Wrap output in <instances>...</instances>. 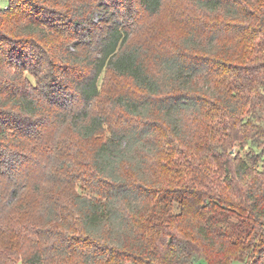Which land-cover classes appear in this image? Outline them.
<instances>
[{"label":"trees","instance_id":"16d2710c","mask_svg":"<svg viewBox=\"0 0 264 264\" xmlns=\"http://www.w3.org/2000/svg\"><path fill=\"white\" fill-rule=\"evenodd\" d=\"M163 1L10 0L0 9V264H264V0H191L214 18L192 15L150 66L129 25ZM68 28L76 34L53 41ZM107 71L139 93L113 98L123 122L67 181L89 193L56 199L58 173L41 188L18 167L35 160L47 116L81 139L100 135L108 114L91 105ZM30 186L61 215L34 217Z\"/></svg>","mask_w":264,"mask_h":264},{"label":"rangeland","instance_id":"374dc122","mask_svg":"<svg viewBox=\"0 0 264 264\" xmlns=\"http://www.w3.org/2000/svg\"><path fill=\"white\" fill-rule=\"evenodd\" d=\"M0 9H11L10 0H0ZM201 7L192 3L191 0H164L162 11L154 16H143L138 19L137 22H133L129 25L131 31V45L137 46L140 49L141 57L150 66L154 63V55L157 53H164L167 49H170L176 42L180 40L182 35L186 32L187 26L191 23L192 15H201L203 17L214 18L211 13H205L201 11ZM103 14V13H102ZM100 11H96L92 17L94 21L102 19ZM73 28H68L63 34L55 36L54 42L67 41L70 32L76 34ZM87 42V47L93 49L94 45L89 40ZM90 43V44H88ZM58 47V45H56ZM29 78L36 83V79L33 75H29ZM211 78V84L218 82V77ZM101 92L100 97H98L94 103L91 105L92 113H107L108 123L105 125L104 129L101 131L100 135L93 139H81L78 135L70 128L69 125H62L57 116H45L47 121L40 125V134L37 139H31V142L37 140V148L34 149L36 156L30 159L33 162L21 163L18 169L21 170L22 176L25 172L26 176H30L38 182L37 178H42L38 183H41V188H46L52 185L54 182L47 180V178L52 177L58 173L59 183L54 187H58L59 194L56 195V199H62L67 196V200L70 196L72 190L77 189L78 192L82 194L89 193V189L85 188L82 184L77 183L76 187L73 188L72 182H67L71 180H76L82 173H85L90 169L91 158L101 141L107 139L110 135V128L112 125H117L123 122V118L120 113L122 111L115 110L113 107V98L120 93H139V89L132 78L118 76L110 71L105 72L102 75L100 81ZM72 91V90H71ZM71 91H66L71 93ZM76 102V101H73ZM113 109V111H112ZM124 114V113H122ZM35 132H26L25 137H31ZM34 143L30 144V149L35 147ZM46 150L48 152V157H46V165L43 164L44 156L40 158L39 151ZM20 150V149H18ZM43 154V153H42ZM49 159V163H48ZM150 162H147V167H149ZM146 167V168H147ZM82 172V173H81ZM148 175L153 177L158 173L155 168H147ZM62 179V180H61ZM47 180L48 182H44ZM154 181V179H153ZM27 197L32 203L40 207L39 211H34L33 216L37 215V218L42 222L53 217L48 214L47 206L49 203L44 200V196L34 190L32 186L27 188ZM44 202H46L44 204ZM54 209L60 208L57 206ZM57 213V214H56ZM55 217L61 214L56 212ZM60 214V215H59ZM71 214H65V220L69 221ZM36 220V219H35ZM46 223V222H44ZM17 264H23L22 261H18ZM231 264H244L240 260H235Z\"/></svg>","mask_w":264,"mask_h":264}]
</instances>
